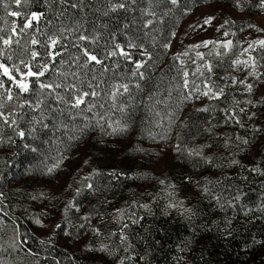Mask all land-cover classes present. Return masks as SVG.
Returning a JSON list of instances; mask_svg holds the SVG:
<instances>
[{
    "label": "trees",
    "instance_id": "16d2710c",
    "mask_svg": "<svg viewBox=\"0 0 264 264\" xmlns=\"http://www.w3.org/2000/svg\"><path fill=\"white\" fill-rule=\"evenodd\" d=\"M71 2L78 3V6L67 7L62 16L59 13L64 10V5L45 3L44 0H30L27 7L22 9H17L14 4L11 7L14 11L25 13H44L39 22V31L35 32L36 38L42 42L46 40L47 34L55 32L57 28L68 25L75 27L76 22H79L89 33L100 35L97 44L91 48L101 58L105 56L107 47L113 43V35L121 44H126L129 39H134L137 44L142 42L153 56L143 69L150 79L140 81L144 85L142 90L132 87V96L139 97L141 102L135 106L136 110L126 132L108 134L110 129L105 131L97 127L89 129L83 137L73 141L68 137L76 130L75 125H80V119L72 120L69 113L61 114L57 111L64 105L58 104L53 96L47 94V90L40 89L35 77L30 78L33 91L22 94L14 103H23L25 100L35 102L39 99L43 102L41 108L36 111L16 108V130L0 122V192L3 193L0 197V208L3 209L0 210V264H84L80 254L69 255L56 245L57 234L66 227L65 218L68 217L69 220V217H72L70 210L69 216L66 214V217L65 211L62 212L59 222L51 224L50 233H45L41 238L31 233L34 223L41 222L40 213L34 210H18V214H12L13 204H5L2 199H11L15 191L16 186L12 187V182L20 178L16 168H26L37 157L41 162L47 161L57 153L69 154L84 142H90L92 146L100 144L101 151L105 153L109 150L113 152V148L110 149V145L105 144L110 140L125 142L119 152L120 157H117V160L115 157V161H103L101 157L107 155L87 148L83 163L89 167L87 179L93 189L85 187L83 192L96 193L99 200L103 195L109 194L113 197L125 193V199L119 202L118 209L128 207L141 210L139 205H149L144 212L146 227L135 228V224H131L130 217L134 216L130 211L127 219L129 225H133L132 231L128 233L131 245H143L142 264H178L184 259L189 264H264V174H261L264 172V105L253 108L245 103L247 99L258 100L262 96L256 97L255 93L249 96L237 90L226 91L229 94L227 99L207 102L205 107L209 111H188L190 101L179 104L177 93L173 92L170 98L164 94L170 86L182 82V73L177 72L180 67L176 60L171 58L168 49L161 45L172 40L171 32H177L182 22L197 7L222 3L237 9L233 0H179L177 5H172L169 0H137L135 4H129L128 10L120 9L116 12L109 10V0ZM255 4L256 0H252L242 11L249 15V22L262 11ZM146 11H154L155 16L146 15ZM0 17L4 18L0 19V28L5 30L0 35H6L10 21L17 18L6 16L2 7ZM147 19H152L154 23L151 28L146 29L143 25ZM19 39V47L13 45L12 49L6 51V55H12V59L7 60L0 56V62L9 66L19 65L21 58L29 59L27 54L19 55L23 49L36 47L35 50L41 53V57L37 58L38 63L33 62L35 66L32 70L39 71L38 64L45 62L50 65L49 71L39 77V81L44 83L59 82L63 79L59 72L65 70L80 72L86 82L93 75L96 76L94 83L107 81V84H112L119 81L134 85L136 82L130 75L134 65L122 57L104 59L103 65L93 63L88 69H79L75 65L68 68L67 63L62 65L61 59L68 62L74 56L80 55L79 51L71 46L75 40L74 36L67 37L66 49L57 48L62 55L56 57L54 64L46 55L51 49L41 47L42 50H39L37 45L32 46L31 35H22ZM130 51L135 60L145 59L139 55L141 49ZM205 58L214 65L213 71L218 69L220 65L215 59L207 56ZM82 60L83 58L81 62ZM259 61L264 64V57L259 58ZM226 63L231 65L229 60ZM104 65H107L108 70H105ZM19 66L23 71H27L22 65ZM0 78L5 82V88L13 87L6 77ZM156 85H159L158 93L150 102L147 97ZM106 86L101 83V88ZM3 91L4 89H0V93ZM15 93L16 89L13 87V94ZM156 100L165 102L155 103ZM236 101L239 102V107L247 108L248 113H256L251 120L248 119V113L239 114L244 127L229 120L225 111L234 107L238 111ZM12 107L13 105H9L5 111L11 110ZM171 112H175L178 119L173 117L170 121L168 113ZM20 115H23V119L19 118ZM33 117L42 120V123H35ZM179 122L183 124L182 143L187 146L205 145L203 153L205 157L210 158L211 163H206L199 157L188 156L186 152H178L174 156L171 170L152 182V176L145 169L146 159L150 157L149 148L167 143ZM44 124L48 126L44 127ZM63 124H67L68 129L63 128ZM33 128L35 131H32ZM19 130L25 131V137L21 138L17 134ZM238 136L247 138L249 143H241L237 140ZM208 145L210 147H207ZM32 148L37 151H31ZM19 175L21 176V173ZM161 180L165 183L160 184ZM148 181L151 185L144 192L143 198L135 196L133 204H130V196L135 195L134 187ZM204 187L211 189V196L202 191ZM238 190H242L245 195L240 201H233L232 206H229L228 202ZM215 196L221 198L223 207L217 204L213 198ZM170 199L183 200L185 206L192 208L195 215L191 219L187 218V214L180 216L174 211L169 215L171 210L166 206ZM102 202L98 201L97 207H101ZM84 217L87 216L74 220L78 232L85 231L89 223V218L85 220ZM119 217L110 223L119 225ZM228 221H231L230 226L227 225ZM57 225L61 227L57 228ZM78 235L81 234L77 233L76 236ZM116 242L112 240L113 244H117ZM183 254L186 258L181 259ZM90 264L104 263L93 261Z\"/></svg>",
    "mask_w": 264,
    "mask_h": 264
},
{
    "label": "snow or ice",
    "instance_id": "6c2138e0",
    "mask_svg": "<svg viewBox=\"0 0 264 264\" xmlns=\"http://www.w3.org/2000/svg\"><path fill=\"white\" fill-rule=\"evenodd\" d=\"M30 0H0V7L4 9L6 16L15 17L17 19H13L11 22V27L8 29L6 35H0V56L5 57L7 60L12 59V55H6V51L13 48V45L17 47L20 46V39L19 37L31 35L30 44L32 46L40 45L41 47H45L51 49L47 52V56L50 57L51 62L54 64L56 61L57 56H61L62 53L57 50V48H67V44L65 41L67 37L74 36L75 40L72 43V47H75L80 55L74 56L71 61H64L63 59L60 60V63L63 65L65 63L68 64V68H72L75 65L76 68L79 69H88L89 65H103L104 59L112 58V57H122L126 62H131L134 67L132 68L130 75L131 77L135 78L136 82L134 85L130 84L129 82H115L112 84H107V81L95 82L96 76L93 75L89 81H85L84 77L78 71H62L59 72V76L63 77L62 80L59 82H49L44 83L39 81V77H43L46 72L49 71V63L45 62L42 64H38L40 70L33 71L32 68L35 66L33 62H37V58L41 57V53L35 50V48H24L23 51L19 54L23 56L25 54L28 55L29 59L25 60L21 58L19 60V65H22L24 69L27 71H23L19 65H12L9 66L5 62H0V77H6L8 81L11 82L12 86L16 89L15 95L13 94V87L5 88V82L0 79V89H4L2 93H0V122L3 125H7L8 127L14 128V130L18 129L17 124V114L15 109H25L28 108L31 111H36L41 108L42 101L37 99L35 102L32 100H25L23 103L15 104L14 102L17 101L22 94L29 93L33 91L32 88V81L30 78L35 77L36 82L39 84V88L42 90H47V94L49 96H53L54 99L57 101L58 104L64 105L63 108L57 109L61 114L67 112L69 113L70 119L76 120V118L80 119V125H75V131L71 132L69 135V140H79L83 137L89 129H95L99 127L102 130L107 131L110 129L108 134H120L127 131L131 117L134 115L135 106L138 105L141 101L139 97L132 96V87L137 90H142L144 85L140 83V81H145L150 79L146 75V72L143 71L145 69L148 61L153 59L152 53L147 51L144 44L141 42L137 44L134 42V39H129L126 44H121L120 42L116 41L115 36L113 35L112 40L113 43L107 47L106 54L103 58L99 57L91 48L92 45H96L98 40L100 39V35L98 33H89L87 29H83V26L76 22V26L73 27L71 25L68 26H61L56 29L55 32L46 35V40L41 41L36 38L35 32L39 31V22L41 18L44 16V13H25L23 11H14L12 10L11 5L14 4L17 9H22L27 7ZM45 3H59L60 5H64L65 8L63 11L59 13V15H63L64 11L67 10V7L76 8L78 3H72L71 0H44ZM82 3V0H79ZM137 0H109L111 5L110 11L116 12L120 9L128 10L129 4H135ZM172 5H177L179 0H169ZM252 3V0H233V5L239 11H244L249 4ZM256 7L261 10H264V0H256ZM107 14V13H105ZM187 12H185V15ZM146 15L148 16H155L154 11H146ZM167 15V13H165ZM0 19H4L0 17ZM215 17L209 16L205 17L203 21V25H211L212 21ZM19 21V22H18ZM35 22V26H34ZM7 23V21H5ZM47 23L51 24L52 21H47ZM153 20L147 19L143 25L144 28H151L153 26ZM179 21H177L178 26ZM234 21L225 20L223 24L219 25L217 31L223 29L226 25L232 24ZM203 25L193 27H203ZM127 27V26H126ZM248 27L255 28V25L248 24ZM243 30V29H241ZM257 31H264V29L256 28ZM5 30L0 28V33H3ZM79 33V34H77ZM235 35V33H229L225 31L223 35L225 37L229 35ZM171 36L174 38L176 36V32L172 31ZM153 40L155 38L153 37ZM210 45L214 46L217 50L215 53L209 51L208 55H215L216 57H223L227 56L233 50V41L232 40H224V41H212V40H205L202 41L200 44L192 45V48H200L205 47L208 48ZM171 46V41H167L161 45V47L168 49ZM141 49L139 55L145 57V59L135 60L133 58V53L130 49ZM264 50V39L261 40H253L251 41L246 48L239 53V55L231 61V67L234 68L236 71H240L244 73L242 77L238 76H230L227 81L221 86L212 81L211 74L213 73L214 65L204 60L205 54L201 52L196 53V57L199 60H204L203 69L210 75L205 77L202 81V88L201 84H196L194 81L189 80V72L183 68L184 61L181 59V56H187L189 53H178L176 54L173 59L179 61L180 68H177V72L182 73V82L175 84L174 86H170L168 89L165 90V95L167 97H172L173 92L177 93L179 100L178 103L182 104L184 102L191 101L193 98L200 99L201 97H207L209 100H216L220 101L222 99H227L229 95L225 90L226 88H242L243 92L247 95L251 96L253 94L254 84L250 82V80H254L257 83L264 82V64H261L258 58L254 55H251V52H255L258 50ZM220 49H223L221 51ZM246 58H241L245 57ZM81 58H83L81 62ZM105 70L107 69V65H104ZM196 72L199 73L200 76H204V72L201 71L200 66H197ZM15 73V74H14ZM196 75V73H193ZM175 79V77H173ZM221 80H225L224 77H221ZM101 83L106 84L105 88H101ZM191 85V86H190ZM159 89V85H156L153 88V91L149 93L147 100L152 102L154 97L157 95ZM59 90V91H57ZM155 103H164L163 100H156ZM246 104L250 105L253 108L259 107L264 105V96L260 97L258 100L247 99L245 101ZM237 108L232 109H225L228 113L229 120L234 121L236 124L240 125V127H244V124L241 122L240 115L241 113H248L247 108L239 107V102L236 101ZM9 105H13L12 109L9 111H5ZM150 107V105H149ZM198 111H209L207 107L198 109ZM91 114V115H89ZM119 114V116L117 115ZM159 115V113H157ZM169 119L176 116L175 112L168 113ZM256 116L255 112L248 113V119L251 120L253 117ZM20 119H23V115H20ZM35 123L40 124L42 120H37L33 117ZM44 127L48 125L44 124ZM63 128L68 129L67 124L62 125ZM35 131V128L32 129ZM256 131H260V129H256ZM17 134L23 138L25 137L26 133L23 130L17 131ZM237 140H240L243 144H248L249 141L247 138L237 137ZM28 147L27 145H25ZM206 147L205 145H201L194 148H187V145L181 147L180 144L175 146L176 150L181 154H184L187 151L188 156L199 157L203 159L206 163H211L210 158L205 157L203 153V148ZM207 147H210L208 145ZM31 151L36 152V148H32ZM66 158L62 157L61 159ZM232 163H238V161H232ZM59 167V164H54L52 167L47 168L48 173H52L55 168ZM258 169H253V171H257ZM261 174H264L262 172ZM113 175H115L113 173ZM118 178V177H117ZM87 179V177H86ZM165 181L161 180L160 184H164ZM89 189H93V185L89 183L87 185ZM202 191L207 193L208 195H212L211 189L208 187L202 188ZM77 194H79V189L77 190ZM172 194H170L171 196ZM245 195L242 190H238L237 193L232 197L230 200L229 206H232L233 201H240L242 197ZM3 196V193L0 192V197ZM217 204L220 207L224 205L220 203L221 198L219 196L213 197ZM135 203V202H134ZM73 205H69L72 207ZM139 207L148 209V204L139 205ZM167 209L171 210L168 214L171 215V212L174 211L180 216H184L187 214V218L191 219L192 216L195 215V212L192 208L185 206L183 200H175L170 199L167 204ZM79 209H77L78 211ZM68 207L65 208V213H67ZM118 213H120L121 218H123L124 213L122 210L117 209ZM132 216H135L133 213ZM85 220L88 217H84ZM145 217H135L131 218V224H140ZM39 223V221H37ZM231 221L227 222V225L230 226ZM61 227L57 225V228ZM83 227V225H81ZM129 227L128 223H124L120 229L119 234L112 233V236H118L121 245L125 247L123 250L128 252L132 245L129 241V237L126 234L125 230ZM93 231L100 235L99 229H93ZM67 234V233H66ZM231 233H229L230 235ZM43 243V242H42ZM158 243V241H157ZM89 250H97L102 252H111L112 249L109 248L108 245L102 244L99 249H92ZM133 257L121 258L118 261V264H125V259H132ZM142 259V258H141ZM182 259V257H181Z\"/></svg>",
    "mask_w": 264,
    "mask_h": 264
},
{
    "label": "rangeland",
    "instance_id": "374dc122",
    "mask_svg": "<svg viewBox=\"0 0 264 264\" xmlns=\"http://www.w3.org/2000/svg\"><path fill=\"white\" fill-rule=\"evenodd\" d=\"M215 17L211 25H203L205 17ZM249 15L245 12L239 11L238 9L232 8L222 3H209L201 5L194 9L191 14L182 22L180 27L176 32V36L171 40V46L168 48V53L171 58H173L178 53L188 52L187 56H181L184 61L183 68L189 72V80L192 79L196 84H201V81L208 77L210 74L205 72L203 69L204 60H199L196 57L197 52L204 53L207 57H212L220 65L218 69L214 70L211 74L212 81L218 85H223L230 76L242 77L244 73L234 70L233 67L228 65L226 61H231L235 59L239 53L246 48L248 44L253 40L264 39V31H257L256 28L264 29V10L252 17V21H248ZM225 20L234 21V23L226 25L220 31H217L219 25L223 24ZM11 22L9 28L11 27ZM248 24L255 25V28L248 27ZM194 25L203 27H193ZM243 29V30H241ZM228 31L229 33H235V35H229L225 37L223 33ZM212 40V41H233V50L227 56L216 57L214 54L209 56V51L215 53L217 50L214 46L210 45L208 48H192L190 46L200 44L202 41ZM36 48V47H35ZM37 49L42 50L40 45H37ZM223 51V49H220ZM258 58L264 57V50L258 48L257 51L251 52ZM246 58L245 57H241ZM179 67V61H177ZM200 66L201 71L204 72V76H200L196 72L197 66ZM264 70V69H262ZM196 73V75H193ZM224 77L225 80H221ZM1 79V78H0ZM254 80H250V82ZM12 86V84H10ZM255 96H264V82L254 83ZM201 84V88H202ZM237 90L243 93L242 88H226L225 91ZM210 100L207 97H201L200 99L193 98L188 106V111H194L202 109L206 106L207 102ZM182 131L183 124L181 122L176 124L173 134L171 135L169 141L160 146H153L149 148L150 157L146 159L145 169L150 173L152 182L158 177L165 175L172 168V163L174 156L178 151L175 146L180 144L184 147L185 144L182 143ZM105 144L110 145L108 153L101 151L100 144H91L90 142H84L79 147L75 148L71 153H57L50 157V159L41 160L39 158L26 166L24 169L16 168L17 176L20 178L12 182V187L15 185V191L11 199H2L5 204H13L14 210L12 214H18V210H34L40 213L41 222L34 223L33 228H31V233L40 236L41 238L51 231V224L58 223L61 219L62 212L68 207L71 211L70 219L68 211L65 213L66 217V227L61 229V232L57 234L56 245L63 248V250L69 255L80 254L83 258L84 264H90L93 261H101L104 264H118L121 258L133 257L132 259H125V264H142V247L137 245H132V248L125 252L123 248L124 245L120 244L118 236H112V233L119 234L120 229L124 223H128L127 219L129 215L134 213L135 217H144L145 208L141 207L139 209H129L124 207L120 209L123 211L124 216L121 218L120 213L116 210L120 205V201L125 199L124 195H116L111 197L108 195H103L100 200H102L101 207H97L99 200V195L96 193L83 192L86 190L89 180L86 179L89 172V167L84 165L83 157L87 151V148H91L99 152L100 154H105L107 156L101 157L103 161H115L118 159L119 152L121 148L124 147V143L118 141H107ZM198 145L187 146V148H194ZM187 153V151H185ZM68 154V155H66ZM62 157H66L61 159ZM59 164V167L55 168L52 173L47 172V168L52 167L54 164ZM21 173V176L19 175ZM108 176V175H107ZM161 178V177H160ZM155 182V181H154ZM141 182L140 185L134 187L133 192L135 195L130 196V204H133L135 196L143 198V194L147 188L150 187L151 182L148 181L145 184ZM79 189V194L77 190ZM202 196V195H201ZM101 197V196H100ZM8 201V202H7ZM129 201V200H128ZM11 202V203H10ZM73 205L69 207V205ZM27 208V209H25ZM77 209H79L77 211ZM126 209V210H125ZM0 210H3L0 208ZM129 211L131 212L129 214ZM164 213V211H161ZM128 213V214H127ZM87 216L89 218V223L86 226L85 231H79L78 227L74 223L79 217ZM120 216V217H119ZM120 219V224L110 223L111 220L118 218ZM105 223H110L105 225ZM129 224V223H128ZM146 220L140 222V224H135V228L146 227ZM51 226V227H50ZM133 225L125 230L129 237V232L132 231ZM48 227V228H47ZM99 229L100 235H97L93 229ZM75 229V230H74ZM136 230V229H134ZM133 230V231H134ZM140 230V229H139ZM67 233V234H66ZM81 234L76 236V234ZM112 240L117 241V244H113ZM130 241V239H129ZM108 245L112 251L102 252L97 250L101 245ZM114 245H117L114 247ZM120 248V250H119ZM184 252V251H183ZM182 259L186 258L185 255H181ZM93 260V261H92ZM181 260V259H180ZM250 260V259H249ZM178 264H189L186 259Z\"/></svg>",
    "mask_w": 264,
    "mask_h": 264
}]
</instances>
